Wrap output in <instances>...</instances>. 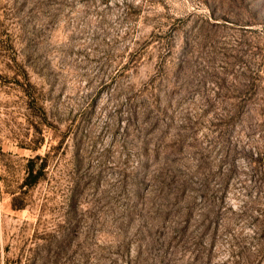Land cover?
I'll return each instance as SVG.
<instances>
[{"label":"rangeland","instance_id":"1","mask_svg":"<svg viewBox=\"0 0 264 264\" xmlns=\"http://www.w3.org/2000/svg\"><path fill=\"white\" fill-rule=\"evenodd\" d=\"M0 264H264V0H0Z\"/></svg>","mask_w":264,"mask_h":264}]
</instances>
